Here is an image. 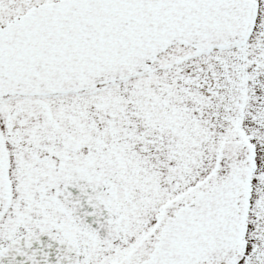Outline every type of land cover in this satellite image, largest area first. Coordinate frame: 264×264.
<instances>
[{"label":"snow or ice","instance_id":"1","mask_svg":"<svg viewBox=\"0 0 264 264\" xmlns=\"http://www.w3.org/2000/svg\"><path fill=\"white\" fill-rule=\"evenodd\" d=\"M0 264H264V0H0Z\"/></svg>","mask_w":264,"mask_h":264}]
</instances>
